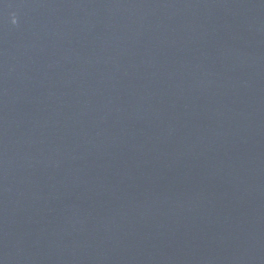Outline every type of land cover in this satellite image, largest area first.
I'll return each mask as SVG.
<instances>
[{
    "label": "water",
    "instance_id": "obj_1",
    "mask_svg": "<svg viewBox=\"0 0 264 264\" xmlns=\"http://www.w3.org/2000/svg\"><path fill=\"white\" fill-rule=\"evenodd\" d=\"M0 264H264V0H0Z\"/></svg>",
    "mask_w": 264,
    "mask_h": 264
}]
</instances>
